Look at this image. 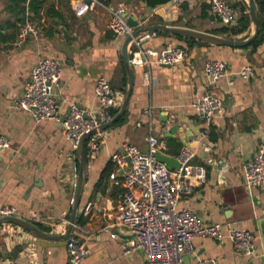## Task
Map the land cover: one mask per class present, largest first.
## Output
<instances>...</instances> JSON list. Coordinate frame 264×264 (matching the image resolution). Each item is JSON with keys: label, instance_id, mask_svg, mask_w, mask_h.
<instances>
[{"label": "crops", "instance_id": "crops-1", "mask_svg": "<svg viewBox=\"0 0 264 264\" xmlns=\"http://www.w3.org/2000/svg\"><path fill=\"white\" fill-rule=\"evenodd\" d=\"M34 1L41 5L35 13L26 1V23L36 25L40 34L23 38L19 34L23 25L4 10L5 0H0V134L10 140L9 147L0 151V207L12 206L19 216L49 228L46 232L64 234L72 211L77 153L55 119L34 122L29 114L14 107L30 67L39 56L60 64L62 74L54 95L61 119L71 104L96 109L94 84L101 74L120 97L116 105L119 110L127 87L121 54L125 38L115 36L108 23L120 3L127 7L126 16L138 23L135 30L166 24L210 32L220 24L215 15L210 17V0H185L180 10L169 2L151 8L138 0H111L108 5L97 2L82 16L74 9L79 0ZM50 3L59 10L60 18L46 16ZM62 27L68 38L63 37ZM253 29L251 22L246 32L232 39L247 38ZM144 35L148 37L141 41L142 48L179 46L186 49L185 56L175 66L152 67L150 84H145L141 67L133 68L134 85L125 122L101 131L98 151L87 156L72 232L89 250L83 264H145L144 252L130 248L133 236L118 222L121 188L115 189L110 177L101 179V174L109 164L115 167L110 156L123 144L146 151L149 135L158 138L161 152L169 156L188 146L194 152L192 163L204 168L205 180L195 182L191 191L180 197L179 207L192 210L205 223H220L224 229L231 225L255 235L250 255L237 254L227 239L194 237L192 250L183 254L182 264L184 258L190 264L197 260L264 264V187L248 189L242 173L244 163L264 139V44L256 48H187L181 39L164 32ZM207 60L220 61L227 69L225 76L210 85L204 72ZM245 65L253 70L250 79L239 76ZM203 94L222 100L220 113L209 123L192 107ZM168 122L170 127L165 129ZM173 125L176 131L166 136ZM205 130L208 133L203 136ZM0 233H6L3 250L11 254L0 264H69L66 240H43L10 223L0 224Z\"/></svg>", "mask_w": 264, "mask_h": 264}, {"label": "built area", "instance_id": "built-area-1", "mask_svg": "<svg viewBox=\"0 0 264 264\" xmlns=\"http://www.w3.org/2000/svg\"><path fill=\"white\" fill-rule=\"evenodd\" d=\"M185 0H171L169 4L177 10ZM240 0H210V9L220 25H234L237 14L232 3ZM248 4L247 0H243ZM97 3L95 0H79L75 5V14L82 16ZM126 5L120 3L112 11L108 29L117 37L131 36L135 29L127 22ZM21 37L29 34L38 37L40 30L26 23L20 30ZM148 35L133 37L128 44L129 63L143 69L145 84L151 83L150 69L163 65L175 66L183 61L184 47H163L145 49L141 41ZM207 84H212L227 74L225 65L217 60H207L204 64ZM60 64L48 56H39L30 67L28 79L21 96L14 107L26 112L34 122L55 119L65 138L76 151L80 137L95 131L86 141L87 156L99 149V127L112 119L109 109L116 108L120 97L111 88L109 79L99 75L94 84L96 109H80L71 104L64 118L59 116V105L54 91L61 78ZM251 66L245 65L239 70V76L250 79ZM193 109L207 123L220 113L222 100L212 94H203L192 104ZM170 127L169 122L164 125ZM208 131L202 133L206 136ZM148 149L125 143L120 151L110 156L115 169L110 173L113 185L121 188L120 212L118 222L133 236L130 248L141 249L145 254V264H182V256L192 250V239L197 236L209 237L215 241H230L237 254L250 255L254 252L255 235L247 230H239L228 225L226 229L220 223H205L190 209L179 207V199L189 193L195 182L205 180L204 168L192 163L194 152L188 146H182L173 156L179 162L178 169H168L158 162L155 153L162 149L158 138L149 135ZM10 140L0 134V151L7 149ZM162 153V152H161ZM243 183L250 189L264 187V139L261 140L254 156L242 167ZM88 212L86 208L85 213ZM18 215L12 206L0 207V216ZM114 236V235H113ZM69 264H83L89 250L83 241L71 234L66 240ZM128 252V251H127ZM195 264H215L197 260Z\"/></svg>", "mask_w": 264, "mask_h": 264}, {"label": "water", "instance_id": "water-1", "mask_svg": "<svg viewBox=\"0 0 264 264\" xmlns=\"http://www.w3.org/2000/svg\"><path fill=\"white\" fill-rule=\"evenodd\" d=\"M247 1H248L247 9L250 14V19L254 29L251 35L244 39H232L228 37L218 36L210 32L199 31L186 27L168 26L166 24L148 25L136 29L131 36H127L124 39L121 48L122 59L124 61V65L127 72V87L125 89L124 98L116 115L113 116L112 119L109 120L108 122L102 124L98 130L101 132L111 127L119 119V117L122 116L127 110V106L134 85L133 67L129 63V51H128V44L133 37L141 36L143 33L164 32L173 36H179L184 39H193L208 45L227 46L233 48H246L251 45V43L256 39V37L260 32V24H259L256 4L254 0H247ZM213 15H214L213 13L210 14V17H212ZM127 22L129 25H131L134 28H137L138 26V23L135 20H133L131 17H127ZM61 31L63 33V37L68 38L69 35L67 33V30L62 27ZM163 66H168V65H163ZM164 121H166V119ZM176 129L177 126L173 125L169 130H167V132H165V135L166 136L171 135L173 132L176 131ZM94 132L95 131L83 134L80 137L76 148L77 176H76L73 198H72L71 217L69 220V225L64 234H52L50 232H46L41 228H39L32 221L25 219L19 215L0 216V224L2 223L15 224L43 240H50V241L67 240L73 232V226L75 224L76 218L78 217L77 212L79 209L80 197L86 178V169H87L86 141ZM155 157L158 162L164 163L166 167L170 170L179 168V162L173 156H169L158 151L155 153ZM183 264H190V260L188 258H184Z\"/></svg>", "mask_w": 264, "mask_h": 264}, {"label": "trees", "instance_id": "trees-1", "mask_svg": "<svg viewBox=\"0 0 264 264\" xmlns=\"http://www.w3.org/2000/svg\"><path fill=\"white\" fill-rule=\"evenodd\" d=\"M27 0H5V6L4 10L16 21L19 22L20 25H25L26 24V17H25V3ZM98 3H101L103 5H108L111 0H95ZM143 3H145L148 7L154 8L158 5L165 4L167 2H170L171 0H138ZM256 6H257V14H258V19H259V24H260V32L256 39L251 43V46L256 48L262 44H264V0H254ZM41 2L34 1V0H29L28 2V8L30 11H34L35 13L37 12L38 7H40ZM183 5V4H182ZM181 5V9H182ZM232 7L235 10L237 17H236V22L234 25H220V27L213 29L210 31V33H213L218 36H225L228 38L235 37L237 35H240L244 32H246L249 29L251 19H250V14L247 12V7L241 2V1H236L232 3ZM184 9V8H183ZM46 16L51 17V18H58L61 17V13L59 10H57L54 6L53 3H50L46 7ZM30 22L34 23V21L30 20ZM22 26V27H23ZM36 26V25H35ZM37 27V26H36ZM20 28H18L19 31ZM21 30V29H20ZM20 34V33H19ZM176 38L181 39L187 48H191L194 45H204V46H209L208 44L193 40V39H184L179 36H176ZM109 114L113 117L116 115L118 112L117 108H112L109 109ZM126 120V113H124L122 116L119 117V119L114 123V125H121L125 122ZM87 151V149H86ZM115 167L111 166L110 164L104 169V171L101 174V179L103 178H108L110 176V173L114 171ZM118 188L115 186V189ZM81 218L77 221L80 222ZM35 223L39 228L45 231H49V228L42 226L40 223L33 222ZM15 225V224H13ZM29 232V231H28ZM4 247V237L0 235V260L4 258H11V254L7 253L6 251L3 250Z\"/></svg>", "mask_w": 264, "mask_h": 264}, {"label": "rangeland", "instance_id": "rangeland-1", "mask_svg": "<svg viewBox=\"0 0 264 264\" xmlns=\"http://www.w3.org/2000/svg\"><path fill=\"white\" fill-rule=\"evenodd\" d=\"M0 235H2L3 237H5L6 236V233H0Z\"/></svg>", "mask_w": 264, "mask_h": 264}]
</instances>
